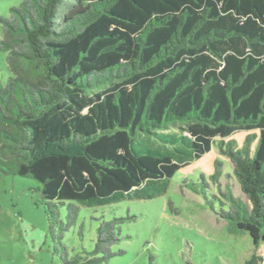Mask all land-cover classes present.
I'll list each match as a JSON object with an SVG mask.
<instances>
[{
  "label": "trees",
  "instance_id": "trees-1",
  "mask_svg": "<svg viewBox=\"0 0 264 264\" xmlns=\"http://www.w3.org/2000/svg\"><path fill=\"white\" fill-rule=\"evenodd\" d=\"M0 24V172L41 184L53 239L60 206L152 199L218 145L249 205L227 187L215 214L264 241V0H25ZM120 221L72 264L107 263Z\"/></svg>",
  "mask_w": 264,
  "mask_h": 264
},
{
  "label": "rangeland",
  "instance_id": "rangeland-1",
  "mask_svg": "<svg viewBox=\"0 0 264 264\" xmlns=\"http://www.w3.org/2000/svg\"><path fill=\"white\" fill-rule=\"evenodd\" d=\"M25 0H0V15ZM3 27L0 24V41ZM8 55L0 50V84L10 76ZM171 129L162 134H173ZM258 131L237 132L225 142L253 152ZM220 171L217 182L214 177ZM194 184L199 193L188 187ZM249 205L234 175L231 158L213 145L211 152L183 166L168 180L164 192L152 199H123L107 206L75 202L60 206L63 230L53 239L45 211L42 186L36 180L0 172V264H72L92 259L97 231L115 219L120 241L103 264H264V241L256 246L246 232H232L215 212L228 210L225 190ZM76 208V219L69 218ZM59 237V238H57Z\"/></svg>",
  "mask_w": 264,
  "mask_h": 264
}]
</instances>
